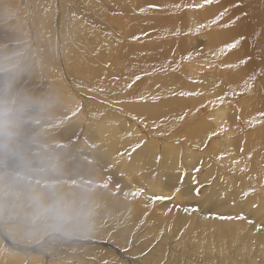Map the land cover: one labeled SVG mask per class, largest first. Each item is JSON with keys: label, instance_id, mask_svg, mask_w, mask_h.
Returning a JSON list of instances; mask_svg holds the SVG:
<instances>
[{"label": "rangeland", "instance_id": "obj_1", "mask_svg": "<svg viewBox=\"0 0 264 264\" xmlns=\"http://www.w3.org/2000/svg\"><path fill=\"white\" fill-rule=\"evenodd\" d=\"M141 1L142 6L139 7V0H19L18 7H22L23 9L21 12L15 14L14 10L17 6V0H0V98L4 99L8 97L10 101V106L5 113V118L3 121H0V137H2L3 140L0 143V149L2 144H8L13 147L8 150L9 152L3 151L0 153V174L5 170L6 176L13 175L14 177L12 179L15 181V184L8 185L3 191L0 190V193L2 192L0 194V216L6 221L4 224L0 223V228L12 222L17 225V228L25 229L29 225H36V223L33 224L30 221L28 222V219L31 220V218H33V221L36 220L38 222L37 225H43V223L46 225L50 219V221H52L49 222L51 229L44 232L43 237L40 235L41 233H38L40 236L38 235L39 237L37 236V239L29 245L37 242L44 243L52 237L55 238V241H50L51 243L47 246L43 244L35 254L30 255L32 252L34 253L30 246L24 245L27 246L25 248L28 249L29 253H21L20 250L23 248L19 249L17 246L23 245V240L22 242L17 240L11 242L10 238H8L9 236L6 235V230L2 229L1 231L0 229L1 236L4 234L3 239L0 237V243L2 241L5 251L8 250L6 254L3 253L2 250L0 251V264H10L9 260L15 261L18 254L24 257L23 264H33L29 260L26 261L27 257L30 259L32 257H39V264H106L108 261L106 256L113 254L115 250H117L119 254H132V256L135 257L137 256V246L134 250L130 249L132 247V242L136 239V232L140 231L139 227L146 226L147 223V227L151 230L155 228L158 223L157 217L166 216V214L172 212H175L172 213V219H175L176 215L179 214L178 209L180 207L185 208L192 218H200L201 214V210L194 213V209H191L190 204L186 201L182 204H177L175 201L171 200V198L166 197L159 200V202L168 209L165 208V210L161 211L162 208H159L155 210L154 213L153 207L155 203L152 202L139 220L134 219L135 206L133 205L135 203V187L132 183L125 180L123 174L117 175L119 179L117 184H112L111 182L113 195L112 203L117 200L121 202V206L119 210L114 209L110 205L107 206L106 197L110 194L108 187H110L111 174L107 173L105 163L102 162L96 154L87 151L86 155L83 156L82 150H76L75 146L78 145V148L80 146L76 139L78 138L80 141V137L76 138V136H74V139L71 138V144L69 141L70 139L64 140L63 144H57L59 147L55 149V156H53L54 160H57V162H49L50 171H48L47 167L42 166L41 163L39 164L40 167L37 166L34 169L30 167V162L27 161V164L21 163L24 161H20V158L16 155L15 158L13 155L9 156L8 154H11V151L13 152L12 149H19L17 148L15 136H18V134H20L19 132H21L20 137L25 134V130L24 132L22 131L23 128L19 129L15 127L17 131H12L14 125V119L12 121L13 114H20L21 112L17 103L14 101L18 99L19 89L23 84L22 81L27 79L29 81H24L25 83L34 84V87H30V91H49V88L43 87L44 84L48 83L38 81V79H36V73H46V77L53 73L52 76H55V80L57 79L53 81L57 83L58 81L63 82V85H61H65V87H69V84L76 85L74 88H76L77 91L79 90L80 93L83 91L84 101L86 102L87 100L86 104L82 105H85V108L90 112H94L93 114L97 113L96 109H98V107L100 111L102 110L101 107H103L105 114L107 113L106 111H108L109 113L112 112L114 116H117L119 120L114 119L112 122L114 128L120 132L126 130L124 137L130 139L129 141L132 143L128 148V152L125 153V157L128 161H130L136 153L137 156L149 153L153 159V165L158 167L159 170V166H164L168 163L167 160H169L171 154L177 153V171L180 174L182 182H184L187 174L190 175L191 186L194 188L192 193L195 199L200 200L205 192L213 186L215 188V186L218 185L216 188L217 191L223 189L227 190L231 193L232 197H234L233 199H239L242 201L243 205L245 203L250 204L247 206L250 212L248 219H245L239 211L231 214L227 218V221L232 224L240 225V229L243 228L244 224L246 229H251V240L249 243L246 244V242H242V236H238L234 238V245L243 247L245 250L249 248L253 251L263 245L264 146L261 147L248 139L255 133L257 135L258 133L259 135H263L261 132L264 131V111H262L261 107H257L254 110L251 109L252 104L259 102L261 91L257 88L256 82L249 79L250 75H253L250 64L245 65L242 61L241 63H233L234 54L236 52L241 57L238 46L240 41L236 40L234 36L235 25L239 24L246 16V14H241L240 11H238L240 0H212L210 4L206 3V0ZM196 2L204 4L201 5L202 7H192L191 4ZM147 5L157 9L154 10ZM164 5H167V8H164ZM218 6L222 9L221 12L216 11V7ZM189 8H194L197 11H188L186 16L182 17L166 18V16H164L166 13H171L170 11H174V14L177 15L175 13L176 11L182 9L188 10ZM137 11L143 14L147 13L148 15L137 16L136 14H140L136 13ZM127 13L131 18H125V14ZM11 14L12 17L10 19L9 17ZM4 18L6 21L1 22ZM59 18H61V20ZM128 20H135L139 23L141 25L140 31L134 29V31L131 32V27L127 25ZM225 20H228V23H226ZM144 21L147 23H144ZM17 23L22 25L20 26ZM143 23L148 30L144 29ZM61 24L64 27H62ZM189 24H191V28H188ZM4 25L6 26L4 27ZM200 25H203L204 28L200 29L199 32L205 31L202 35L199 32L196 33V29ZM247 25L246 28L243 27L237 31L239 36L243 38L244 36H246L245 38L249 37V25ZM192 30L195 34H189ZM223 30L224 34H229V38L231 39L228 40L230 42L227 40L226 44L221 46V48L210 50L209 45L212 44L213 41H216L214 38L211 41V34ZM72 31H74L75 34ZM152 32H156V34ZM131 33H133L135 37L134 35L130 36ZM135 33H140L139 37L142 41H138L139 43L137 39H134L137 36ZM10 37H12V39L7 41ZM130 37L132 39H130ZM233 41H238L237 44L235 43L236 46L228 48V45H233ZM245 41L247 40L245 39ZM72 42H74V44ZM125 42L128 44L130 43L129 45L132 46L131 48L129 46L128 50V58L130 57L131 60H133V58L134 60L138 58L136 61H139L142 58H148L147 56L149 55L158 53H160V55L161 53L166 55L169 53L177 63L171 66V60L169 59L166 63L163 62L162 66L153 68L149 67L150 64L148 65L146 62H143L141 63V68L144 73H138L140 69L136 68L137 70H135L134 67V70H132L133 68L131 69L133 73L128 69L125 70H128L127 72H124L122 65L117 64L116 61L121 52H126L124 46L127 44H125ZM28 43H30L31 46H29L30 44L28 45ZM63 43L66 46L63 45ZM202 44L206 45V47L202 46ZM185 45L188 46L187 49H180V47ZM50 46H52V48ZM64 46L66 49H64ZM223 47L227 48L222 49ZM62 50L66 51L62 54V52H60ZM28 51L31 53L30 55ZM36 51H39V53H42L45 57L48 56L49 59L46 58L47 61L45 62ZM47 51L50 54L47 55ZM69 51L73 54L77 52L78 55L75 54V56L77 60L81 61V67H84L87 73H93V71L98 70V66L100 67L99 69L102 71L101 73H99L100 70L97 71V78L93 82L80 76L78 72L73 71V61L70 60ZM21 52H23V54ZM67 57L69 58L67 59ZM102 57L103 59H101ZM240 57L239 60L242 59V57ZM23 58L26 59L24 60ZM26 60L27 62L25 63ZM39 60L41 61L39 62ZM233 65L237 67V70H239L238 68L244 67V71H242L243 76L241 73L237 75L235 73L232 74L231 68V70L227 69L226 71L228 72L224 73L222 76L219 75L220 72L222 73L223 66L233 67ZM37 68L40 69L38 70ZM125 73H127V76ZM91 74L89 73L88 75L91 76ZM217 75H219L218 78H216ZM232 75L238 76L239 79L233 78L234 76ZM244 77H247L249 80ZM206 78L209 85L213 84V86L209 87L212 88L210 91V101L203 99V97H209L202 89L204 88L202 87L203 79ZM243 78L246 80H244V82L247 83L243 82ZM103 79L107 80V82L105 80L103 81ZM225 79L230 83L229 87L223 86ZM239 80L242 81L240 82ZM95 81L96 83L94 84ZM50 82L52 81L50 80ZM140 83H142L140 87H137ZM165 85H168V87L164 88ZM238 86L242 87V89L239 88L240 91H237L238 89L235 90ZM4 87L6 89H4ZM17 87L19 88L17 89ZM219 91H226L224 92L226 99L231 96L229 101L230 106L227 107L229 117L226 120L237 129L232 133L223 132L218 129L215 131L213 126H211L213 129L208 127L206 132L203 133L204 136L200 145L193 144L190 142V137L197 135L198 124H209L212 120L210 119V115L216 113V109L221 108L220 103L217 101L219 99L213 102V96ZM103 94L107 95L106 98L103 97ZM134 106L146 108L154 107L165 110L164 115L158 118L156 122L158 127L152 129L148 126V123L135 117L132 114ZM80 108L82 109V107ZM90 112L84 116L87 115L86 118L89 119V122H91V120L94 122L97 121L94 120ZM245 112L253 115L250 120L244 115ZM206 115H209V117ZM75 116L76 112L64 116V124H67L69 120ZM77 118L81 126L75 132H81L82 126L86 125V121L83 120L81 123L79 115H77ZM169 119L170 122L165 127V122ZM17 122V127L23 126L22 120ZM47 127L49 126H45V129ZM209 128L212 132H210ZM6 130H8V132ZM204 130L205 129H203V131ZM4 132L5 134L7 132V135L4 136ZM210 133L211 135H209ZM42 135L47 136L46 133ZM25 136L28 143H30V139L33 140V137L30 138L29 136V138H27L28 135ZM226 136L229 137V141L231 142L228 145L224 144ZM22 144L26 145V143ZM220 144L221 146L218 147L220 152H218L216 146ZM85 146L90 148V145L85 144ZM22 152H24V149H22ZM49 152L50 148L45 145L42 154H46L49 157L51 155ZM15 153H17V151L13 154ZM65 154L66 156L64 157ZM7 155L8 157H5ZM10 157H12V159ZM51 157L50 160L53 159V157ZM57 157L60 158V160L56 159ZM134 158L137 157L135 156ZM225 158L226 160H224ZM27 159L28 158H26V160ZM182 160L191 162L189 165V172L184 170L183 166L186 168V165ZM223 161H226V166ZM65 162L70 165L73 163L76 168H88L90 176L79 178L72 175L74 166L68 167L69 174L65 173L62 166L66 164ZM240 163L242 165L239 166ZM36 170H38V173ZM39 173H43L44 175L39 176ZM112 175L113 177L115 176L113 173ZM6 176H4V179ZM104 178H107L105 188H101L103 186L101 180ZM22 179L23 181H27V184H24L23 181L20 184L18 180ZM43 181L53 186V189L56 191H63L64 194H68L69 192L71 194L75 193L74 189L77 188L76 186H82V192L93 195L92 200L96 201V204L85 207L87 209L85 216L87 218L85 221L79 223L78 217L73 215V211L66 208L64 204L60 209V213L62 212V214L60 218L56 220L51 205L45 207V203L42 200H39L38 204V199L27 200L25 194L28 193L25 191L31 189L32 191H37L38 188L41 189L39 185H43ZM0 183H3L2 178H0ZM17 184L20 186V189ZM4 198L5 200H9L3 202ZM72 198L75 202L76 197L73 196ZM100 201L105 202V204L101 205ZM72 204L71 202V205ZM169 208L174 209V211ZM45 211L47 213H45ZM27 212L31 213V215L27 214ZM28 216H31V218ZM19 218H24L27 222L24 220L22 223H19L16 221ZM44 218H48L47 221ZM39 220L43 221L41 222ZM225 220L226 217L218 221L223 222ZM249 220H251L253 225L251 223L248 224ZM73 226L75 227L73 228ZM95 226H98L99 230L108 231L106 236L104 238L102 237L103 239H99L103 235L98 234L99 232L94 228ZM131 226V232L129 235H126L129 247H109L110 243L108 239L113 233L115 234L120 229H129ZM57 228L59 232L55 230ZM215 229L217 230L216 226L213 225L207 230L209 233H213ZM144 230L147 231V229ZM165 233V229L161 230L158 234V238H163ZM170 235L173 234L170 233L169 236ZM211 237H213L212 234ZM180 238H182V236ZM184 240L186 242L185 245L190 251L182 254L181 260L185 261L192 259V264H212V262L207 261L208 257L201 251L196 254L191 252L197 246L202 249L201 243L205 241L203 238H200L201 243H199L196 237L188 236ZM140 241L141 239H138V243ZM227 247L228 241L224 239L217 249L216 247H213V249L223 250ZM150 248L151 246L148 247L149 250ZM10 249H16V252ZM30 250L32 252H30ZM247 251L250 252V250ZM46 252L50 253L49 256L45 255ZM9 253L13 256H8L10 255ZM119 254L117 257H119ZM191 254L193 258H191ZM1 255L6 258L5 261L3 258L1 259ZM251 258L255 259L254 256H250V259ZM257 262L260 264L259 260ZM130 263L129 261L128 264ZM15 264H22V261L20 263L16 262Z\"/></svg>", "mask_w": 264, "mask_h": 264}, {"label": "bare ground", "instance_id": "obj_2", "mask_svg": "<svg viewBox=\"0 0 264 264\" xmlns=\"http://www.w3.org/2000/svg\"><path fill=\"white\" fill-rule=\"evenodd\" d=\"M147 1L149 2L150 0H147ZM262 1L264 2V0H240L238 11H240L241 14H246V16L239 22V24L235 25L234 36H235L236 40L240 41L238 43V46L240 49L239 51L241 53L242 59L239 60L240 56L236 52L234 54L233 63H239V62L241 63V61H242V62H244L245 65L250 64L253 75H250L251 78L249 77V79L256 82L257 88L261 91V94H260L261 98H260L259 102L252 104L251 109L254 110L257 107H261L262 111H264V9H263L264 3H262ZM18 2H19V0H17V6L14 10L15 14L18 12H21L23 9L22 7H18ZM139 2L140 3L138 5L140 7V6H142V1L139 0ZM203 2H205V1H203ZM137 3H136V5H137ZM202 4H204V3L199 4L198 2H196V3L191 4V6L192 7H200ZM147 6H149V5H147ZM133 7H134V5H133ZM149 7L153 8L154 10L157 9L155 7H152V6H149ZM163 7L167 8V5H164ZM221 10L222 9L219 6L216 7V11L221 12ZM120 11H121V9H120ZM122 11H123V9H122ZM14 13H13V15H14ZM218 15H220V14H218ZM127 16H128V13L125 14V18H131L130 16H128V17ZM11 17H12V14L9 18L11 19ZM238 17H240V16H238ZM59 19L61 20V18H59ZM4 21H6L5 18L1 20V22H4ZM244 21H247V22H244ZM127 22H128L127 25L130 26L132 29V30H130L131 32L134 31V29L140 31L141 25L139 23H137L135 20H128ZM225 22L228 23V20H225ZM144 23H147V22L144 21ZM144 23H143L144 29L148 30V28H145L146 25ZM17 24L20 26L22 25L20 23H17ZM247 24L249 25V31H248L249 37L245 38L246 36H244V38H243L242 36L238 35L237 31H239L243 27L246 28ZM5 26L6 25H4V27ZM40 26H41V24H40ZM61 26H62V24H61ZM62 27H64V26H62ZM191 27H192L191 24H189L188 28H191ZM230 29H232V28H230ZM96 31H98V30H96ZM72 32H74V31H72ZM136 32H138V31H136ZM168 32H172V31H168ZM152 33L156 34V32H152ZM192 33L195 34V32L193 30L190 31V34H192ZM74 34H75V32H74ZM155 34H152V35H155ZM214 34H216V35H214ZM214 34H211L212 35L211 41L213 38L216 39V41H213L212 44L209 45L210 50H214V49L217 50V48H221V46H224L226 44L228 39H231V38H229V34H226V33L224 34V30L223 31H216V33H214ZM69 35H70V33H69ZM94 35H95V33H94ZM132 35H134V34L131 33L130 36H132ZM136 35L137 36L134 39L135 40L137 39V42L142 41V40H140V37H139L140 33L136 34ZM134 37H135V35H134ZM151 37H153V36H151ZM225 37H227V38H225ZM241 38H243V39H241ZM11 39H12V37H10L7 41H9ZM130 39H132V38L130 37ZM245 39L248 41V43H247V41H245ZM72 41H74V40H72ZM237 42L233 41L232 44H234V43L237 44ZM72 43L74 44V42H72ZM29 44L30 43H28V45ZM70 44H71V42H70ZM125 44H127L126 46H124L126 48V52L123 50L124 53L121 52V54L119 55V57L116 61L117 64L122 65L124 72H127L128 70H130L132 72V70H134V68H135V70L140 69L138 73H144V71L141 68V63H143V62H146L148 65L150 64L149 67H153V68H158V67L162 66L163 62L166 63L169 59L171 60V66H174L177 63L169 53H167L166 55H163L164 53H161V55H160V53L155 54V55H149V56H147L148 58H142L139 61H136L138 58L135 60L133 58V60H131L130 57L128 58V53H129L128 50H129V46H130V48L132 46L129 45L130 43L128 44L127 42H125ZM63 45H65V44L63 43ZM63 45H61V46H63ZM29 46H31V44ZM65 46H64V49H66ZM202 46L206 47V45H204V44H202ZM50 47L52 48V46H50ZM187 47L188 46L185 45V46L180 47V49L181 48H182V50L187 49ZM229 47H230V45H228V48ZM226 48L227 47H223L222 49H226ZM31 49H32V47H31ZM68 50H69V48H68ZM78 50H79V48H78ZM197 50H198V47H197ZM19 51H21V50H19ZM26 51H27V49H26ZM65 51L66 50H62L60 52H62V54H63ZM30 52H29V55L31 54ZM36 52H38L40 58L44 59L45 62L47 61V59H49L48 56L45 57L42 53H39V51H36ZM21 53L23 54V52H21ZM32 54H33V52H32ZM46 54L48 55L50 53L47 51ZM75 54L78 55L77 52ZM75 54H73V53H71V51H69L70 60L73 61V71L78 72L80 74V76L85 77V79L93 82L97 78L96 73L98 70H100L99 69L100 67L98 66V68H97L98 70L93 71V73L92 72L87 73L86 70L84 69V67H81V61L77 60ZM66 55H68V54H66ZM69 57H67V59ZM31 58H32V56H31ZM23 59L25 60L26 58H23ZM67 59H65V60H67ZM101 59H103V57ZM128 59L131 61H129ZM32 60H33V58H32ZM36 60H35V62H36ZM40 61L41 60H39V62ZM26 62H27V60L25 61V63ZM233 63H231V64H233ZM39 65H41V64H39ZM230 68L232 69V74L235 73L237 75V74L241 73V75L243 76L242 71H244V67L238 68L239 70H237L236 69L237 67H235L234 65H233V67L223 66L222 73L220 72L219 75L222 76L224 73L228 72L226 70L230 69ZM126 69H128V70L125 71ZM101 71L102 70H100L99 73H101ZM89 73L90 74L92 73L91 76L88 75ZM132 73H131V75H132ZM36 74H37L36 79H38V81H40L42 83L43 82L48 83V84H44L43 87L49 88V91L48 92L30 91V87L31 88L34 87V84L32 85L30 83H25L24 81H29L27 79H24L22 81L23 84L21 83L22 86H20V89H19V95L17 97L18 99L16 101H14L17 103V106L21 110V112H20V114H13L12 121L14 119V122H13L14 125L12 128L13 129L12 131L15 132V130H16L15 127L19 128V129L23 128L22 131L24 132V130H25V132H24L25 134H24V136L22 135L20 137L21 132H19L20 134H18V136H15V141H16L17 146H18L17 148H19V149H12L13 152L11 151V154H8L9 156L13 155V157L15 158V155H16L17 157L20 158V161H22V160L24 161L21 163L27 164V161L30 162L31 163L30 167L34 168V169L37 166L40 167L39 164L41 163L42 166L47 167L48 171H50L49 162H53V163L57 162V160L55 161L54 157H53V156H55V153H54L55 149H57L59 147L57 144H60V143L63 144V141L66 139H70L69 141L71 144L72 139H74V136H76V138L80 137V139H81L80 141L78 138L76 139V140H78L77 143L80 145L79 148H78V145L75 146L76 150H78V149L82 150L83 156L86 155L87 151H89L90 153L96 154L102 160V162L105 163L107 173L111 174V176H110V187H108L110 194L107 195V197H106L107 206L110 205L114 209L119 210V207L121 206V202L116 200V201H114V203H112L113 195H112L111 186H112V184L118 183L119 179H118L117 175L123 174L125 176L124 177L125 180L132 183V185L135 187V190H134L135 203L133 205V206H135L134 207L135 213H134L133 218L136 220H139V218L143 215V213L147 210L148 206L152 202L155 203V206L153 207L154 213H155V210H157L159 208H162L161 211L165 210V208H167V207L165 205H162L159 202V200L166 198V197L171 198V200L175 201L177 204H179V203L182 204L184 201H186L187 203L190 204L191 209H194V211H195L194 213H197L199 210H201L200 218H192V217H190L188 212L185 210V208L180 207L178 209L179 214L176 215L175 219H172V213H175V212L168 213V214H166V216L157 217L158 223L155 226V228H153L151 230L147 227V223H146V226L139 227L140 231L136 232V234H135L136 239H134V241L132 242V247L130 249V250H134L137 246V248H136L137 256L134 257V256H132V254H129V255L122 254V253L119 254L117 252V250H115V252H114L115 255L113 253L111 255L106 256V258L108 260L106 262V264H128L129 261L131 262L130 264H179V263L192 264V259L185 260V261L181 260V255L190 251L189 248L185 245L186 242L184 240L188 236L189 237H196V239L199 240V243H201L200 238H203L205 240L203 243H201L202 249H201V247L197 246L191 252L196 254V253H199L201 251L202 253H204L208 257L207 261L212 262V264H215V263L216 264H258V262H257L258 260L260 261V264H264V242H263V245L260 246V248L255 249L254 251L248 248L247 250H250V252L243 249V247H240L238 245L235 246L234 245V238H236L238 236H242V239H241L242 242H246V244L250 242V240H251V232H250L251 229H249V228L246 229L245 224L243 225V228L240 229V225H234L231 222L227 221V218L231 214L236 213L237 211H239L244 216L245 219H248L250 212L247 209V206L250 204L245 203L243 205L242 201H240L239 199H237V198L233 199L234 197H232L231 193L228 192L227 190L223 189L221 191H219V190L217 191L216 188L218 185L215 186V188L213 186L211 189H209L207 192H205V194H203V196L200 198V200L195 199L193 197L194 195L192 193L194 188L191 186L190 175L187 174V176L184 179V182H182L180 174L177 171L178 170V165H177L178 156L176 155L177 153L171 154V156H169V160H167L168 163H166V164L164 163L165 164L164 166L161 164L162 166H159V170H158V167H155L153 165V159L151 158V154H149V153H145L142 156H137V153H136L135 156L137 158H134L135 157L134 156L130 161H128L127 158L125 157V155H126L125 153L128 152V148L131 146L132 143L129 141L130 139L127 138L128 139L127 140L124 137L126 130H123L120 132L114 128V124H112V122L114 121V119L119 120V118L117 116H114L112 114V112L109 113L108 111H106L107 113L105 114L104 113L105 110L103 109V107H101L102 108L101 111L98 107L99 110L96 109L97 113L93 114L94 112H90L88 109L85 108L86 107L85 105H82V104H86L87 100H86V102L84 101L83 91L80 93L79 90L77 91L76 88H74L76 85L69 84L70 85L69 87H65V85L62 86L63 82H60V81H58V83L54 82L57 79L55 80V78H54L55 76H52L53 73L50 74L48 77H46V73H43V74L42 73H36ZM126 74L127 73H125V75ZM219 75H217L216 78H218ZM232 76H234V75H232ZM247 77H244V78L246 79ZM233 78L239 79L238 76L237 77L234 76ZM244 78L242 79L243 82L245 80ZM236 79H235V81H236ZM50 80L53 83L50 82ZM104 80L105 79H103V81ZM209 80H210V78H209ZM242 80H239V81L241 82ZM105 81L107 82V80H105ZM207 81H208L207 78L203 79L202 87H204V88H202V89H203V91H205L207 93V96H209V97H205V98L203 97V99L210 101V97H211L210 91L212 90V88H209V87L213 86V84L209 85ZM224 82L225 83L223 84V86L229 87L230 83L228 82V80L226 81V79H225ZM88 83H89V81H88ZM95 83H96V81L94 82V84ZM244 83H247V82H244ZM141 84L142 83H140L137 87H140ZM97 86H98V84H97ZM246 86H248V85H246ZM63 87H65V88H63ZM137 87H135V88H137ZM167 87H168V85L164 86V88H167ZM18 88L19 87H17V89ZM90 88H92V87H90ZM239 88L242 89L241 86L240 87L238 86L235 90L238 89L237 91H240ZM4 89H6V88L4 87ZM244 89H246V88H244ZM53 90H54V92H53ZM224 92H226V91L216 92V95L213 96V102H216V99H219L217 101H218V103H220L221 108L216 109V113L210 115V119H212V120L210 121L209 124H207V125L198 124L199 127H197L198 128L197 129V135L194 137H190V142H192L193 144L200 145V142L204 136L203 133L206 132L208 127L213 126L215 131H216V129H218V130H222L223 132H232V133H233V131H235V129H237L236 127H234V125H232L230 122H228L226 120L229 117V111H228L227 107L230 106L229 101H230L231 96L226 99L224 96ZM1 93H2V91H1ZM104 95L105 94H103V97L106 98L107 95H105V96ZM231 95H232V93H231ZM100 96H102V95H100ZM9 97H11V96H9ZM7 98H4V99L0 98V121L4 120L5 113L10 106L9 98H8V100H7ZM79 105H81V106H79ZM80 107H82V109ZM164 111L165 110H161V109L154 108V107L146 108V107L134 106V111L132 114L135 117L139 118L140 120L148 123V126L151 127L152 129H156L158 127L156 122H157L158 118H161L164 115ZM74 112H76V116L72 117L67 124H64V121H63L64 116H68ZM89 112L91 113V115H93L94 120H97V121L94 122L93 120H91L90 117L89 118H90L91 122L88 121L89 119L86 118L87 115L86 116H84V115L88 114ZM77 115L80 116L81 123L83 122V120L86 121L85 122L86 125L82 126L81 132H75L81 126L79 124V120L77 118ZM244 115L248 118V120H250V118L253 116L247 112H245ZM206 116L209 117V115H206ZM95 118H97V119H95ZM19 120L23 121V126H21V127L16 126L18 123L17 121H19ZM169 122H170V119L167 122H165V127L168 125ZM45 126H49V127H47L45 129ZM205 126H207V127H205ZM213 127H211V129H213ZM203 129H205V130L203 131ZM211 129H210V132H212ZM6 131L8 132V130H6ZM7 132H6V134L4 132V136L7 135ZM27 133H29V134H27ZM45 133L47 134V136L42 135ZM261 134H263V135H259V133L257 135L255 133L248 140L251 141L252 143H256L262 147V146H264V131H262ZM25 135H28L27 138H29V136H30V138L33 137V140L30 139L29 140L30 143H28L27 139H25L26 138ZM209 135H211V133ZM0 138H1V140H0V143H1L3 140H2V137H0ZM221 140H222V138H221ZM22 143H26V145H23ZM229 143H231L229 141V137L226 136L225 140H224V144L228 145ZM85 144L90 145V148L85 146ZM41 145H42V147H41ZM45 145H47L50 148L49 153H51V155L49 157L46 154L45 155L42 154ZM219 146H221V144L217 145L216 148H218ZM10 148H13V147H11L8 144H5V145L2 144V147L0 149L1 150L0 153H2L3 151L9 152L8 150ZM22 149H24V152H22ZM217 150H218V152H220L219 148ZM16 151L18 154L17 153L13 154ZM8 155L5 157H8ZM51 156L53 157V159L50 160ZM65 156H66V154L64 155V157ZM67 157H71V156H67ZM10 158L12 159V157H10ZM26 158H28V159L26 160ZM56 159L60 160V158H58V157ZM224 160H226V158ZM183 162L186 165V168L183 166L184 170L186 172H189V165L191 164V162H186V161H183ZM223 163L226 166V161H223ZM240 165H242V164L240 163L239 166ZM62 166H63V171L67 174L70 173L68 167L74 166L72 175H75L76 177H79V178L90 176V172H89L88 168H86V167L76 168L73 163H71V165L69 163H66V164H63ZM11 170H13V169H11ZM36 171L38 173V170H36ZM112 173L115 174L114 177H113ZM11 174H13V173H11ZM39 174H40L39 176L44 175L43 173H39ZM98 174H101V173H98ZM4 176H6L5 170H3V172L0 174V178H2V182H3V183H0L1 184L0 190H2V191L4 189H6L5 187H7L8 185L13 184L15 182L12 179L14 177L13 175L6 176L5 179H4ZM53 179H55V178H53ZM18 181L21 184L23 179L18 180ZM40 181H42V180H40ZM106 181H107V178H104L103 180H101V182L103 183V186L101 188H105ZM111 182H112V184H111ZM23 183L27 184V181H23ZM30 183H32V182H30ZM43 183L46 185H44V184L39 185V186H41L40 187L41 189L38 188L37 191H32L31 188H29L31 190H26V191L23 190V191L28 193V194H25L27 200L38 199V204H39V200H42L45 203V207L48 205H51L52 211H53V213H55V219L56 220H58V218H60V216L62 214V212L60 213V209L62 208V206L64 204V206L66 208H69V209H71V211H73V213H72L73 215H76L78 217V222L83 223L85 221V219L87 218V217H85L86 216V210H87L85 207L89 206V205H95L96 204V201L92 200L93 195H89V194H86L85 192H82V188H81L82 186H76L77 188L74 189L75 193L71 194L69 192L68 194H64L63 191H61V190L56 191L55 189H53V186L47 184L45 181H43ZM220 183H221V181H220ZM19 187L20 186L18 185V188ZM101 188H99V189H101ZM25 189H27V188H25ZM33 190H35V189H33ZM242 193H244V192H242ZM69 196H70V198H69ZM73 196L76 197L75 198L76 203L73 201V198H72ZM157 197H159L160 199H156L157 200L156 201L154 198H157ZM9 199H10V196H9ZM9 199H7V200H9ZM7 200H5V198H4L3 202H5V201L7 202ZM71 202L73 203L72 205H71ZM100 204L103 205V204H105V202L100 201ZM169 209L174 211V209H172V208H169ZM4 213H3V215H4ZM45 213H47V212L45 211ZM27 214L31 215V213H29V212H27ZM28 217L31 218V216H28ZM224 217H226L225 221H223V222L218 221V220H223ZM16 218H18V217H16ZM47 219H45V220L47 221ZM24 220H26V219L19 218L16 221L19 223L20 222L22 223V221H24ZM29 221L33 224L36 223V225H33V226L29 225V226H27V228L23 229V228H17V225L15 223L13 224L12 222H10L9 225H7L5 227H1L0 229H1V231H2V229L6 230L7 234L6 233L5 234L7 236H9L8 238H10L11 242L16 241V240L22 242V240H23V245H19L20 247L17 246L19 249L23 248L22 250H20L21 253H27L28 252V249L25 248L27 246H24V245H28V247L30 246L31 249L34 251V253H33L30 250V252H32V254H30V255H33L38 251V249H40V247L43 244L45 246H47L52 241H55V238L52 237V238L48 239L47 242H44V243L37 242L35 244L29 245L30 243H32L33 241H35L37 239L36 237L39 235L38 233H41L40 235H42V237H43L44 232L51 229L49 222H52L49 219L46 225L44 223H43V225H40V224L37 225L38 222L36 220L33 221V218H31V220L28 219V222ZM39 221H41V220H39ZM46 221H44V222H46ZM26 222H27V220H26ZM0 223L4 224V223H6V221L3 220L1 217ZM250 223H251V220L248 221V224H250ZM22 225H25V224H22ZM213 225L216 226L217 230L215 229V231H213V233H209L207 229ZM74 227L75 226H73V228ZM94 228L97 229V231L99 232L98 234L103 235L99 238L100 240L106 236V233H108L107 230H99L98 226H95ZM131 228H132V226L129 229L128 228L127 229H120L115 234L113 233L111 235V237L108 239L109 243H110V244L108 243L109 247H113V248H116V247L127 248V247H129L128 239L126 238V235H129V233L131 232ZM144 229H147V231ZM163 229H165L166 233H165L163 238L159 239L158 234ZM55 230H57L59 232L58 228ZM170 233H172L173 235L169 236ZM211 234L213 235V237H211ZM3 236H4V234H3ZM3 236H1V233H0V237H2V239H3ZM181 236H182V238H180ZM4 239H5V237H4ZM138 239H141V241L139 243H138ZM224 239L228 241V247L226 249H223V250L213 249V247H216V249H217V247L222 243V241ZM87 243H89V242H87ZM203 245H204V247H203ZM94 246H96V245H94ZM149 246H151L150 250L148 249ZM100 248L103 249L102 247H100ZM1 250L5 254L8 253V250L5 251V248H4V245L2 244V241L0 243V251ZM10 250L16 252V249H10ZM17 252H18V250H17ZM14 254H17V253H14ZM49 254H50L49 252L45 253L46 256H49ZM118 254H119V257H117ZM8 256H13V255L10 254ZM250 256H254L255 259H253V258L250 259ZM19 257H21V258H19ZM2 258L5 261L6 258L2 257V255H1V259ZM191 258H193L192 254H191ZM28 260L33 264H39V257H32L31 259L27 257L26 261H28ZM21 261L23 264L24 257H22L20 254H18L17 259L15 261L9 260V263L15 264L16 262L20 263ZM2 263H4V262H2Z\"/></svg>", "mask_w": 264, "mask_h": 264}, {"label": "crops", "instance_id": "obj_3", "mask_svg": "<svg viewBox=\"0 0 264 264\" xmlns=\"http://www.w3.org/2000/svg\"><path fill=\"white\" fill-rule=\"evenodd\" d=\"M263 2V1H262ZM264 3V2H263ZM188 11H197L195 10L194 8H189L188 10H185V9H182V10H179V11H176L175 13L177 15L174 14V11H170L171 13H166L164 14V16H166V18H173V17H182V16H186V14L188 13ZM136 13H140V12H136ZM182 14V15H181ZM137 16H143V15H148L147 13L143 14V13H140V14H136ZM135 16V17H137ZM195 25V24H194ZM193 25V26H194ZM197 27V26H195ZM204 28L203 25H200L197 27L196 29V33L200 31V29ZM205 31H202V32H199L200 34L204 33ZM190 34V33H189ZM189 39H191L190 37H188Z\"/></svg>", "mask_w": 264, "mask_h": 264}, {"label": "snow or ice", "instance_id": "obj_4", "mask_svg": "<svg viewBox=\"0 0 264 264\" xmlns=\"http://www.w3.org/2000/svg\"><path fill=\"white\" fill-rule=\"evenodd\" d=\"M206 3H212V0H206ZM236 45H235V43L233 44V45H231L230 47H235ZM135 195V194H134ZM154 199H160L159 197H157V198H154ZM242 218V217H241Z\"/></svg>", "mask_w": 264, "mask_h": 264}]
</instances>
